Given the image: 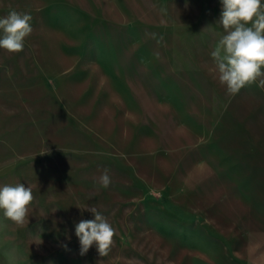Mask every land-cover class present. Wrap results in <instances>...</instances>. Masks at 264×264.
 <instances>
[{
  "label": "rangeland",
  "instance_id": "obj_1",
  "mask_svg": "<svg viewBox=\"0 0 264 264\" xmlns=\"http://www.w3.org/2000/svg\"><path fill=\"white\" fill-rule=\"evenodd\" d=\"M12 10L33 31L0 49V186L34 200L23 226L0 211V264H264V88L219 82L221 0ZM88 207L115 229L107 256L79 254Z\"/></svg>",
  "mask_w": 264,
  "mask_h": 264
},
{
  "label": "clouds",
  "instance_id": "obj_2",
  "mask_svg": "<svg viewBox=\"0 0 264 264\" xmlns=\"http://www.w3.org/2000/svg\"><path fill=\"white\" fill-rule=\"evenodd\" d=\"M221 4L219 24L225 34L210 53L219 82L232 96L257 81L258 87L264 88V0H221ZM31 20V15L15 10L0 17V49L15 54L22 52L26 37L33 31ZM98 182L104 188L109 187L111 178L107 169ZM33 200L31 187L22 183L0 186V211L16 225L23 226L28 219ZM85 210L94 219L81 220L75 225L79 254L85 255L95 245L101 257L107 256L115 229L95 207Z\"/></svg>",
  "mask_w": 264,
  "mask_h": 264
}]
</instances>
